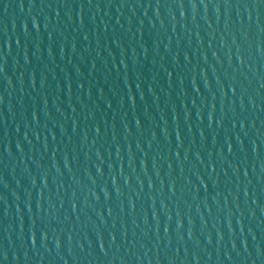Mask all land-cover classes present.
<instances>
[{"label": "water", "instance_id": "obj_1", "mask_svg": "<svg viewBox=\"0 0 264 264\" xmlns=\"http://www.w3.org/2000/svg\"><path fill=\"white\" fill-rule=\"evenodd\" d=\"M0 264H264V0H0Z\"/></svg>", "mask_w": 264, "mask_h": 264}]
</instances>
